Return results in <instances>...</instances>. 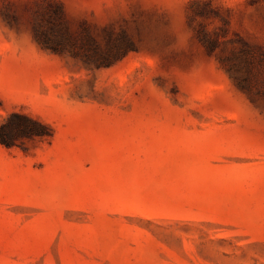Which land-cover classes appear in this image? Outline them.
I'll return each mask as SVG.
<instances>
[{"label": "rangeland", "instance_id": "374dc122", "mask_svg": "<svg viewBox=\"0 0 264 264\" xmlns=\"http://www.w3.org/2000/svg\"><path fill=\"white\" fill-rule=\"evenodd\" d=\"M16 115L0 264H264V0H0Z\"/></svg>", "mask_w": 264, "mask_h": 264}, {"label": "trees", "instance_id": "16d2710c", "mask_svg": "<svg viewBox=\"0 0 264 264\" xmlns=\"http://www.w3.org/2000/svg\"><path fill=\"white\" fill-rule=\"evenodd\" d=\"M16 117L20 120L19 123L16 124V128L11 129V131H5V126L0 128V144L4 145L7 148H13L16 145L15 137L16 134H25L28 136H43L44 132L37 129L44 128L45 126L37 120H34L28 116L24 115H16ZM36 127V128H35ZM4 128V129H3ZM20 135V134H19Z\"/></svg>", "mask_w": 264, "mask_h": 264}]
</instances>
